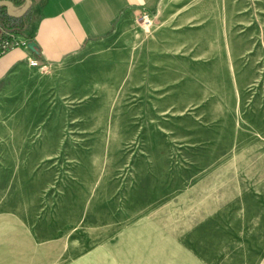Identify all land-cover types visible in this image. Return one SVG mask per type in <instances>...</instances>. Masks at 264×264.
I'll use <instances>...</instances> for the list:
<instances>
[{
  "label": "rangeland",
  "instance_id": "rangeland-1",
  "mask_svg": "<svg viewBox=\"0 0 264 264\" xmlns=\"http://www.w3.org/2000/svg\"><path fill=\"white\" fill-rule=\"evenodd\" d=\"M2 215L0 264H264V0H165L3 76Z\"/></svg>",
  "mask_w": 264,
  "mask_h": 264
},
{
  "label": "crops",
  "instance_id": "crops-1",
  "mask_svg": "<svg viewBox=\"0 0 264 264\" xmlns=\"http://www.w3.org/2000/svg\"><path fill=\"white\" fill-rule=\"evenodd\" d=\"M164 1L31 0L30 9L23 15V21L28 20L30 23L23 33L16 36L34 42L36 49L21 46L0 55V84L3 76L21 64L33 60L39 63H61L77 57L89 44L112 38L131 16L140 12L160 14ZM23 225L26 227L9 216H0V251L10 250L14 244H27L28 235L16 230L20 226L23 229ZM9 239L12 247L3 248L10 242ZM30 239L32 241V235ZM1 258L3 255L0 254Z\"/></svg>",
  "mask_w": 264,
  "mask_h": 264
},
{
  "label": "trees",
  "instance_id": "trees-1",
  "mask_svg": "<svg viewBox=\"0 0 264 264\" xmlns=\"http://www.w3.org/2000/svg\"><path fill=\"white\" fill-rule=\"evenodd\" d=\"M14 5L21 7L25 0H12ZM23 17H14L7 13L6 7H0V41L9 39L12 34H21L25 30Z\"/></svg>",
  "mask_w": 264,
  "mask_h": 264
},
{
  "label": "water",
  "instance_id": "water-1",
  "mask_svg": "<svg viewBox=\"0 0 264 264\" xmlns=\"http://www.w3.org/2000/svg\"><path fill=\"white\" fill-rule=\"evenodd\" d=\"M5 6L7 9V13L11 16L14 17H21L24 14L27 13V11L30 9L31 7V0H25V4L24 6L17 10V8L14 6L13 1L11 0H0V7ZM28 47L31 48L32 50L36 49V44L34 42H30L28 44Z\"/></svg>",
  "mask_w": 264,
  "mask_h": 264
},
{
  "label": "built area",
  "instance_id": "built-area-1",
  "mask_svg": "<svg viewBox=\"0 0 264 264\" xmlns=\"http://www.w3.org/2000/svg\"><path fill=\"white\" fill-rule=\"evenodd\" d=\"M28 40L24 38H20L16 35H11L9 39L0 41V55L10 51L11 49H15L21 46H27ZM31 65L37 66L39 62L33 60L30 62Z\"/></svg>",
  "mask_w": 264,
  "mask_h": 264
}]
</instances>
